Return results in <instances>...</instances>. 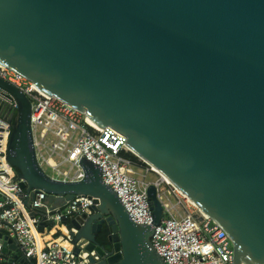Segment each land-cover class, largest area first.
<instances>
[{
	"label": "water",
	"instance_id": "1",
	"mask_svg": "<svg viewBox=\"0 0 264 264\" xmlns=\"http://www.w3.org/2000/svg\"><path fill=\"white\" fill-rule=\"evenodd\" d=\"M0 65L43 94L125 137L231 240L233 264H264V0H0ZM0 118L12 123L6 162L25 192L59 212L76 196L90 207L62 217L87 264H164L153 226L165 216L146 188L152 224L133 222L100 168L82 158L79 181L51 178L33 146L29 98L0 78ZM103 226L105 241L98 239ZM3 264H34L0 232ZM92 253V254H91Z\"/></svg>",
	"mask_w": 264,
	"mask_h": 264
},
{
	"label": "built area",
	"instance_id": "2",
	"mask_svg": "<svg viewBox=\"0 0 264 264\" xmlns=\"http://www.w3.org/2000/svg\"><path fill=\"white\" fill-rule=\"evenodd\" d=\"M0 78L29 98L35 155L47 175L60 181H79L84 177L79 161L85 158L99 166L102 182L118 196L133 222L152 224L146 193L150 183L135 177L134 163L125 155L132 152L121 133L109 126L92 127L83 112L55 96L41 93L32 82L2 65ZM0 97L16 108V102L2 88ZM11 130L12 123L0 118V232L13 238L24 256L30 257L34 264H87L89 254L73 253L68 232L61 229V219L83 211L90 213V207L97 211V205L92 203V198L76 196L65 205L56 206L59 212L45 207L46 221H54L52 229L55 231L51 233L52 229L47 231L46 227L39 231L41 216L30 217L29 213L43 206L44 193L37 192L30 207L25 206V192L19 186L20 180H14L15 171L5 157ZM160 176L155 184L166 214L153 226L150 242L163 263L233 264V248L228 235L186 198L192 206L180 197L176 204L165 202L161 190L167 187L174 194L179 192ZM1 249L0 239V263Z\"/></svg>",
	"mask_w": 264,
	"mask_h": 264
},
{
	"label": "rangeland",
	"instance_id": "3",
	"mask_svg": "<svg viewBox=\"0 0 264 264\" xmlns=\"http://www.w3.org/2000/svg\"><path fill=\"white\" fill-rule=\"evenodd\" d=\"M133 156H135V155L133 154ZM136 161L139 164L138 165L134 164V175H135V177L139 178L141 181H144L146 183H155V182H157L160 179L161 176H160L159 172L154 167L153 168L157 172H155L154 169H151L150 165L145 163L142 159L136 157ZM161 186H162V184H161ZM179 194H176V193L174 194L172 192V190H170L167 187L165 189L161 190L162 199L165 200V202H167L169 204H176L177 201H178V197H180L181 199H183V201H185L184 203H187L189 206H192L191 204H193V203L191 201H189L186 196H184L180 192H179ZM185 198L191 204L186 202L187 200Z\"/></svg>",
	"mask_w": 264,
	"mask_h": 264
},
{
	"label": "trees",
	"instance_id": "4",
	"mask_svg": "<svg viewBox=\"0 0 264 264\" xmlns=\"http://www.w3.org/2000/svg\"><path fill=\"white\" fill-rule=\"evenodd\" d=\"M125 155L129 158H131V160L133 161L134 164L138 165L139 163L136 161V157L133 156L132 153H125ZM105 235H106V227L104 226L101 233H99L98 235V239L101 243H103L105 241ZM2 264V262L0 263Z\"/></svg>",
	"mask_w": 264,
	"mask_h": 264
},
{
	"label": "bare ground",
	"instance_id": "5",
	"mask_svg": "<svg viewBox=\"0 0 264 264\" xmlns=\"http://www.w3.org/2000/svg\"><path fill=\"white\" fill-rule=\"evenodd\" d=\"M36 88V87H35ZM37 89V88H36ZM38 90V89H37ZM87 121H88V123L92 126V127H95V128H98L90 119H88L87 118ZM157 172V171H156ZM166 179V180H168L166 177H164L163 176V179ZM169 181V180H168ZM178 192H180V193H182L184 196H186L187 197V199L189 200V201H191L194 205H195V207L196 208H198L199 209V206L197 205V203H195L194 201H192L185 193H183V192H181V191H179L178 190ZM193 205V206H194ZM61 229H62V231H64L65 230V228L64 227H61ZM54 231V229H52L51 230V232H53ZM64 245H66V246H68V247H71L70 245H69V243H67V242H62Z\"/></svg>",
	"mask_w": 264,
	"mask_h": 264
},
{
	"label": "crops",
	"instance_id": "6",
	"mask_svg": "<svg viewBox=\"0 0 264 264\" xmlns=\"http://www.w3.org/2000/svg\"><path fill=\"white\" fill-rule=\"evenodd\" d=\"M54 231H55V229H54ZM54 231H53V232H54ZM53 232H51V233H53ZM51 233H50V235H47V236L50 237V236H51ZM48 237H47V238H48Z\"/></svg>",
	"mask_w": 264,
	"mask_h": 264
},
{
	"label": "flooded vegetation",
	"instance_id": "7",
	"mask_svg": "<svg viewBox=\"0 0 264 264\" xmlns=\"http://www.w3.org/2000/svg\"><path fill=\"white\" fill-rule=\"evenodd\" d=\"M104 227V226H103ZM103 229V228H102Z\"/></svg>",
	"mask_w": 264,
	"mask_h": 264
}]
</instances>
